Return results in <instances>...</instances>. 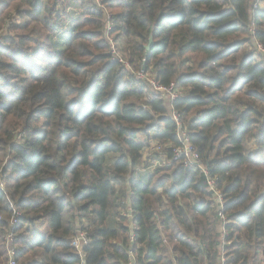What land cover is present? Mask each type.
Returning <instances> with one entry per match:
<instances>
[{
    "label": "trees",
    "instance_id": "16d2710c",
    "mask_svg": "<svg viewBox=\"0 0 264 264\" xmlns=\"http://www.w3.org/2000/svg\"><path fill=\"white\" fill-rule=\"evenodd\" d=\"M254 1L250 15L259 25L264 22V9H254ZM46 2L0 0V33L8 9L29 18L23 24L9 26L8 34L18 32L21 36L19 44L10 34L0 40V264L9 263L11 246L17 264H80L82 255L85 264H128L129 252H135L137 245H129L126 251L121 247L120 236L129 223L141 225L133 229L135 233L145 225L155 226L144 244L148 250L143 252L139 264H166L165 250L169 246L192 247L183 226L191 213L199 216L210 210L212 194L199 170L183 168L178 163L172 167V149L180 143L176 125L166 103L156 93H147L152 112L139 103L146 95L145 81L133 75V81L141 82L128 89L119 82L122 77L109 80L118 95L114 94L97 111L105 121L114 118L122 122L112 134L102 135L105 126L99 123H93L91 129L84 128V121L90 119L87 115L77 118L75 123L81 127L64 137L63 146L55 145V157L40 147L47 139L44 132L33 130L34 139L29 144L17 143L11 137L21 119L16 109L28 105L21 111H40L28 99L30 89L23 83L27 77L34 87L42 82L46 66L59 71L73 62L77 71L100 65L105 74H111L118 65L122 66L111 55V44L128 60L132 70H143L163 86L175 84L180 95L173 108L182 119L190 143L200 156L208 158L205 167L218 178L217 188L225 198V209L232 211L248 205L247 210L233 211V234H243L250 228L251 239L264 235V67L256 61L249 35L244 31L246 26L238 18L237 5L241 0H100L103 7L88 5L86 0H70L69 7L79 11L72 16L66 9L61 10L70 22L68 30L59 34L51 50L37 44L29 53L25 46H31L37 38L24 29L30 31L32 24H39L46 31L56 27L41 19L53 10L45 7ZM105 11L110 19L122 22L108 29L107 40L102 36ZM256 29L255 38L264 45V27ZM146 32L150 33L147 37ZM150 38L152 44L146 50ZM78 42L85 45L79 57L72 55V46ZM89 55L90 59L82 58ZM140 58L143 62L137 65ZM33 96L44 99L39 90ZM121 103L135 106L139 115L131 107L119 114L116 106ZM85 132L89 133L93 162L88 161L86 151L64 156L61 161L60 153L68 149V142ZM141 132L143 140L138 139ZM158 141L164 146L169 163L157 168L155 174L135 178L131 199L122 193L119 181L113 184L109 178L98 183L85 182L96 179L95 173L104 170L109 174L124 173L129 163L135 164L145 152L152 156L150 148ZM6 153L8 162L3 164ZM85 165L89 169L87 176ZM71 176L75 177L71 183L64 179ZM165 184L167 190L161 194ZM73 185L78 186L73 190ZM190 188L202 195L188 205ZM69 191L79 205V219L85 218L93 203L103 204L93 210L99 223L92 225L94 233L87 234L89 242L80 250L72 245L76 234L62 227L65 218L75 212L68 207ZM49 196H55V201L46 198ZM114 205L119 206L118 215ZM129 206L134 212L131 220L124 216ZM14 211L17 222L11 226ZM8 233L13 235L11 242L5 240ZM143 239L137 235L138 242ZM232 243L238 246L240 241ZM178 264L186 262L180 260Z\"/></svg>",
    "mask_w": 264,
    "mask_h": 264
},
{
    "label": "clouds",
    "instance_id": "9594fccd",
    "mask_svg": "<svg viewBox=\"0 0 264 264\" xmlns=\"http://www.w3.org/2000/svg\"><path fill=\"white\" fill-rule=\"evenodd\" d=\"M70 0H47L45 7H51L52 12L48 13L46 17H41L45 20L46 25L56 24V27L52 31H46L45 28L41 27L39 24H32L29 26L31 29H24L27 31L29 36L36 37V41L31 44V46H25L27 52H31L33 47L37 44H42L43 47L51 50V46L55 41L58 40L59 34L63 31H67L70 22L67 16L61 12L62 9H66L68 13L75 16L79 9H73L69 7ZM88 5L103 7L99 3V0H86ZM252 6V0H241L237 5V15L238 18L243 21L244 31L251 36L252 30L255 27H264V22L257 25L252 21L250 15V9ZM259 6L264 7V0H259ZM15 6H13L14 8ZM10 13V15H9ZM60 13V15H57ZM28 16L17 15L12 8L8 9V13L5 14V19L3 22V30L0 33V40L3 39L4 35L8 34V29L11 24L20 25L28 20ZM117 23H122L117 20H112L109 17L107 11H105V18L103 24L102 36L104 39H109L108 29ZM146 32V37L149 35ZM13 41L17 44L21 41V36L18 32H13L11 34ZM91 47V45H87ZM254 47L256 45H253ZM85 49V45L82 42H78L72 46V55L78 56ZM260 52L264 53V48L259 49ZM83 59H90L91 56L82 57ZM64 62H67L66 58ZM142 58L137 61V65L141 64ZM38 63H40L38 61ZM155 66V62H154ZM154 70V68L152 69ZM67 74V78L65 76ZM42 75V82L32 86L31 78L27 77L23 83L26 87L30 89L28 99L31 101L32 107L40 109L39 112L31 111H21L22 108H28V105H21L20 108L16 109V114L21 119L17 122L16 127L11 131V137L17 143L29 144L32 139H34L33 130L37 132H44L47 134V139L40 145L41 148H45L50 152H53L54 157L56 155L54 149L55 145L65 143L64 137L70 133L78 130L80 125L75 123L77 118H82L85 115L89 116L90 119L84 121L83 127L91 129L93 123H99L104 125V132L102 135H109L113 132L118 131L121 121L114 118H108L106 121L102 119L98 114V109L102 110L103 105L113 97L115 89L109 80H117L118 77H122L119 81L126 88L131 89L137 86L141 81L137 79L133 81V75L137 78L142 76L140 71H136L134 74L130 71H126L124 66L118 65L111 74H105L100 65H94L91 69L81 68L77 71L75 62L70 64L68 68H61L56 71L51 66H46ZM2 82V81H0ZM92 84V88H89V84ZM41 91L44 94V99H35L33 94L35 91ZM151 91V87L145 89V98L139 103L146 107L149 112L153 109L147 103L148 97L147 93ZM163 95V102H166L173 96L172 92H165ZM0 99H3L0 96ZM131 107L133 112L139 113L135 106H129L126 104H119L116 106V111L119 114L124 113V109ZM55 108V111L51 110ZM51 112V116L49 113ZM95 113V115H93ZM155 115L152 116V120H155ZM151 131V130H149ZM88 132L83 135H76L74 140L68 142V149L60 153L61 161H63L64 156L80 154L86 151L88 153V161L93 162L92 145L88 140ZM144 135L138 136V139H144ZM123 151V149H122ZM184 151L187 152V159L179 162V166L186 165L192 161H198L199 167L201 169V174L203 175L204 167L207 163L208 158L206 156H198L195 153V149L191 148L187 143L180 149L176 150L177 153ZM133 156L136 155L135 152L132 153ZM8 154L6 153L3 158V164L8 162ZM169 158H163L158 161L153 162L148 159V153L145 152L143 157L136 161L135 164L129 163L127 170L122 174H109L107 170L95 173L96 179L85 181L86 183H98L101 179L107 180L111 179L113 184L116 181L122 186V193L129 199L133 196L132 183L135 178L141 175H147L149 173H156L158 165H164L168 163ZM177 163H173L172 167H177ZM62 168V163L60 165ZM2 175V173H0ZM84 175H89V169L85 165ZM74 176L64 177L71 183ZM156 181L153 180V183ZM78 185H73V190ZM209 188H212V182L209 181ZM62 187V186H61ZM168 185L165 184L161 190V194L167 190ZM111 191V188H109ZM213 195L210 197L212 200V206L208 212L203 215H197L196 213H191L188 216L186 223L183 228L187 232L188 240L191 242L192 247L190 249H184L183 246L180 248L173 249L169 246L165 251L166 255L164 257L166 264H178L180 260H184L186 264H264V235L256 238H250L251 229H245L243 234H233L235 228L230 225L235 222L231 220L233 211L239 212L242 210H247L248 205L243 204L240 209H234L228 211L225 209V198L220 190L212 188ZM41 198L43 194H40ZM103 195V192H101ZM189 195L191 199L187 201L188 205H191L198 199L201 193H196L193 189H189ZM55 201V196L46 197ZM69 204L68 207L75 209L72 217H66L62 227L68 229L69 231L76 234V237L82 242L87 243L88 233H94V223L98 224L99 221L95 217L94 209H99L103 207L101 203H93L92 207L89 208L88 212L85 214L84 219H79V205L75 200L71 199V191L68 193ZM124 201L121 200V203ZM164 206H167V202H164ZM50 207V205L46 206ZM117 208L116 214H119V206L114 205ZM134 212L129 206L124 210V216L131 220ZM159 220V216L156 217ZM116 227L117 225H113ZM155 226L148 224L143 226V229L139 233L133 231L134 228H141V225L129 223L127 231L122 233L120 240L123 241L121 247L128 250L129 245H137L135 252H129L128 264H139L143 260V252L148 249L144 247L147 243V237L151 233ZM83 229V230H81ZM165 234V233H162ZM137 235L144 237L142 242L137 241ZM231 235V240L228 237ZM233 241H240L239 245H235ZM167 243V241H166ZM175 243V241H173ZM86 255V254H85ZM80 264H85L84 255L81 256Z\"/></svg>",
    "mask_w": 264,
    "mask_h": 264
},
{
    "label": "built area",
    "instance_id": "2783aa9c",
    "mask_svg": "<svg viewBox=\"0 0 264 264\" xmlns=\"http://www.w3.org/2000/svg\"><path fill=\"white\" fill-rule=\"evenodd\" d=\"M253 7H254V9H257V8L264 9V7L259 6V0L254 1ZM256 33H257V29L255 27L252 30L251 36H249V40H250V44H251L250 49L254 50V56H255L256 61L260 62L261 65L264 67V53L260 52V50H259L260 48H264V45L259 40H257L255 38ZM253 45H256V46L254 47ZM140 72L142 73V76L139 77V79L145 81L147 84V87H151V92L156 93V95L159 96V98H161L162 100H163L162 94L165 93L166 91L173 93V96L170 99H168L165 103H166V106L168 109V113L176 125L177 136H178L180 143L178 146H176L172 149V156H171L170 161L179 164V162L187 159V152H184V151H181V152L177 153L176 155H173V153H176V150L182 148L185 143H187L191 148H194L195 153L198 156H200V154L198 153L196 148L190 143L189 134H188L187 130L183 127V123H182V119L180 118V115L173 108L174 100L180 95V92L177 90L175 84L171 83L169 86L160 85L151 77L149 78L148 75L143 72V70H140ZM148 96H150V95L148 94ZM163 147L164 146L159 141L152 143L150 150H151V154H153V155L148 157V159L155 162V161H158L160 159L167 158L166 154L163 153ZM168 163H169V160H168ZM168 163H166L164 165H158L157 168L163 167V166L167 165ZM182 167L187 168V169L199 170L201 172L198 161H192L191 163L183 165ZM203 175L206 178L207 185H208L209 181H211L212 182V188L218 189L217 188L218 178L215 176H211L206 167H204ZM0 188L2 189V184H0ZM212 188H209L207 186V190L209 192H211V194L213 195ZM16 222H17V213L14 211V216H12V218L10 219V225L14 226L16 224ZM12 239H13L12 234H10V233L6 234L5 240H8L9 242H11ZM88 242H89V238L87 239V243H82L75 236L72 240V245L77 250H80L82 248V246L88 244ZM8 254L10 256V261L8 264H17V262L13 258L14 250H13L12 246L10 248L8 247Z\"/></svg>",
    "mask_w": 264,
    "mask_h": 264
},
{
    "label": "rangeland",
    "instance_id": "374dc122",
    "mask_svg": "<svg viewBox=\"0 0 264 264\" xmlns=\"http://www.w3.org/2000/svg\"><path fill=\"white\" fill-rule=\"evenodd\" d=\"M99 3H100V0H99ZM10 35H11V33H9ZM8 34V35H9ZM115 46V44H111V47H110V53H111V55L113 56V58L115 59V60H118L120 63H121V65L122 66H124V68L126 69V70H128V71H130V72H132L133 74L136 72V71H140V69L139 70H132V68H131V66H130V64H129V62H128V60L127 59H123L122 57H121V55H119L120 53H118V51H117V49H116V47H114ZM112 58V59H113ZM144 72V71H143ZM146 74V73H145ZM135 76V75H134ZM136 77V76H135ZM149 77V76H148ZM150 78V77H149ZM140 140H143V139H140ZM0 184H3L2 183V181L0 180Z\"/></svg>",
    "mask_w": 264,
    "mask_h": 264
},
{
    "label": "water",
    "instance_id": "95a60500",
    "mask_svg": "<svg viewBox=\"0 0 264 264\" xmlns=\"http://www.w3.org/2000/svg\"><path fill=\"white\" fill-rule=\"evenodd\" d=\"M151 44H152V38H150V42H149V44L146 46V50H149V49H150Z\"/></svg>",
    "mask_w": 264,
    "mask_h": 264
},
{
    "label": "crops",
    "instance_id": "0c3cea01",
    "mask_svg": "<svg viewBox=\"0 0 264 264\" xmlns=\"http://www.w3.org/2000/svg\"><path fill=\"white\" fill-rule=\"evenodd\" d=\"M150 157V156H149ZM158 168H160V167H158Z\"/></svg>",
    "mask_w": 264,
    "mask_h": 264
}]
</instances>
